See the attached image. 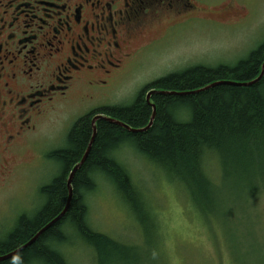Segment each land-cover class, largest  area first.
<instances>
[{
	"label": "rangeland",
	"instance_id": "1",
	"mask_svg": "<svg viewBox=\"0 0 264 264\" xmlns=\"http://www.w3.org/2000/svg\"><path fill=\"white\" fill-rule=\"evenodd\" d=\"M203 1L210 9L202 12L203 19L155 21L138 51L120 71L113 69L102 91L87 89V95L95 93L85 100L86 89L80 88L37 119L36 129L5 154L6 161L0 162V239L21 214L30 216L42 204L40 188L59 171L50 153L66 145L79 118L108 116L103 107L129 106L140 93L145 100L154 90L147 85L169 73L195 65L233 66L264 41V0ZM114 156L137 188L141 209L133 212L117 185L96 174L95 189L84 195L88 224L127 245L120 253L108 252L101 264H264V175L257 174L259 169L251 167L246 176L225 175L216 157L207 159L214 192L195 204L181 183L131 145H122ZM71 186L73 191V181ZM65 229L67 242L56 247L67 264H99L93 246L74 229Z\"/></svg>",
	"mask_w": 264,
	"mask_h": 264
},
{
	"label": "trees",
	"instance_id": "2",
	"mask_svg": "<svg viewBox=\"0 0 264 264\" xmlns=\"http://www.w3.org/2000/svg\"><path fill=\"white\" fill-rule=\"evenodd\" d=\"M263 62L264 41L233 66L195 65L152 81L147 88L164 93L150 96L156 114L146 131L130 132L109 121L97 120L89 154L73 177V198L67 212L33 243L0 260V264H67L56 247L67 238L65 228L74 229L93 246L99 264L108 252L125 250L127 245L91 229L84 200L85 193L95 189L97 175L102 174L117 185L133 212L140 211L138 190L131 185L127 169L114 156L124 144L131 145L181 183L195 204H199L201 195L211 196L214 192V181L206 171L207 159L216 157L225 175L246 176L252 167L259 169L257 174L263 178L264 74L254 84H240L257 78ZM215 81L233 84L201 90ZM102 111L129 127L140 128L148 123L152 108L140 93L129 106H108ZM92 133L90 115L81 117L68 131L66 145L52 150L50 157L59 171L40 188L44 200L34 214H21L16 225L0 239L1 256L26 243L63 209L67 198L66 178L80 161ZM244 169L245 174L238 173Z\"/></svg>",
	"mask_w": 264,
	"mask_h": 264
},
{
	"label": "flooded vegetation",
	"instance_id": "3",
	"mask_svg": "<svg viewBox=\"0 0 264 264\" xmlns=\"http://www.w3.org/2000/svg\"><path fill=\"white\" fill-rule=\"evenodd\" d=\"M208 5L203 0H0V162L36 129L37 119L77 90L86 89L85 100L95 93L87 95V89L102 91L155 21L203 19Z\"/></svg>",
	"mask_w": 264,
	"mask_h": 264
},
{
	"label": "water",
	"instance_id": "4",
	"mask_svg": "<svg viewBox=\"0 0 264 264\" xmlns=\"http://www.w3.org/2000/svg\"><path fill=\"white\" fill-rule=\"evenodd\" d=\"M264 74V62L262 63L261 65V72L260 74L258 75L257 78H255L254 80L250 81V82H247V83H240V84H245V85H251V84H254L256 83L257 81H259V79L263 76ZM220 84H233V82H230V81H215L205 87H203L201 90H204V89H208V88H211V87H214V86H217V85H220ZM235 84V83H234ZM194 92H197L196 91H191L190 93H194ZM153 93H164V91H157V90H150L147 94H146V101L148 102V104H150L151 108H152V113L150 115V118H149V121L147 123L146 126L144 127H140V128H132V127H129L127 124L115 119V118H112V117H109V116H95L92 118L91 120V126H92V137H91V140L88 144V147L87 149L85 150L83 156L81 157L80 161L72 168V170L69 172L68 174V177L66 179V187H67V199H66V204L65 206L63 207V209L53 218L51 219L50 221H48L45 225H43L36 233L35 235L29 239L26 243L20 245L18 248H16L15 250L5 254V255H0V260H4V259H7L11 256H13L14 254H16L17 252L23 250L25 247L29 246L31 243H33L48 227H50L51 225L55 224L56 222L60 221L61 218L64 216V214L67 212V210L69 209V206H70V202L72 200V194H73V191H72V181H73V177H74V174L75 172L81 167V165L85 162L88 154H89V151H90V148H91V144L94 140V135H95V121L97 119H103V120H106V121H109L110 123H113V124H116L118 126H121L123 128H125L126 130L130 131V132H143V131H146L147 129L150 128V126L152 125L153 123V120H154V117H155V114H156V108H155V105L153 103H151L149 101L150 99V96L153 94Z\"/></svg>",
	"mask_w": 264,
	"mask_h": 264
},
{
	"label": "bare ground",
	"instance_id": "5",
	"mask_svg": "<svg viewBox=\"0 0 264 264\" xmlns=\"http://www.w3.org/2000/svg\"><path fill=\"white\" fill-rule=\"evenodd\" d=\"M67 241L65 240L64 242H62V243H66ZM62 243H59L57 246H59L60 244H62ZM58 250H59V248H57ZM60 251V250H59ZM61 252V251H60ZM62 253V252H61ZM36 264H40V263H36Z\"/></svg>",
	"mask_w": 264,
	"mask_h": 264
}]
</instances>
